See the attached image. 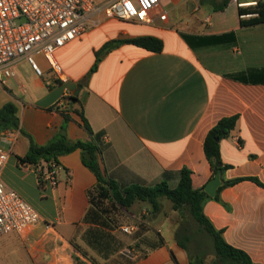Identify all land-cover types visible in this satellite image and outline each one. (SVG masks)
<instances>
[{
	"label": "crops",
	"instance_id": "1",
	"mask_svg": "<svg viewBox=\"0 0 264 264\" xmlns=\"http://www.w3.org/2000/svg\"><path fill=\"white\" fill-rule=\"evenodd\" d=\"M256 1L160 0L149 25L94 14L82 37L55 53L60 77L39 54L41 77L24 59L15 62V78L0 85L6 95L1 107L13 103L19 120L14 143L5 146L2 180L40 221L25 233L0 237V264H103L88 253L85 241L86 232L100 226L94 212L85 219L94 211L89 193L97 179L81 151L58 157L55 186L40 187L35 167L19 164L30 140L45 146L64 135L69 142H93L78 113L93 135H100L98 164L108 181L120 188L165 181L175 188L180 170L187 168L194 190L211 179L203 151L208 131L220 119L238 115L235 129L220 142L221 161L230 166L221 179L256 177L264 185V24L243 27L248 16L239 15ZM162 13L165 21L158 20ZM148 35L162 41L161 52L115 46L86 78L107 42ZM22 70L30 74L23 76ZM128 211L131 221L149 229L152 242L130 264H189L176 241L171 218L179 216L172 208L163 211L160 204L152 213L147 203L136 202ZM203 213L228 245L264 264L263 187L242 181L223 188L218 200L205 202ZM130 228L134 232L137 226Z\"/></svg>",
	"mask_w": 264,
	"mask_h": 264
},
{
	"label": "built area",
	"instance_id": "2",
	"mask_svg": "<svg viewBox=\"0 0 264 264\" xmlns=\"http://www.w3.org/2000/svg\"><path fill=\"white\" fill-rule=\"evenodd\" d=\"M159 3L160 0H104L98 7L96 0H0V85L15 78L13 67L20 59L27 61L35 75L41 77L42 71L35 61L37 54L60 77L55 53L82 37L91 16L102 11L106 18L149 25ZM158 20L165 21L166 13L159 14ZM17 134L15 129L0 132V237L25 233L40 221L37 211L2 180L9 156L5 146L11 147ZM58 169L57 163H43L35 170L38 181L55 186ZM122 230L132 233L129 227Z\"/></svg>",
	"mask_w": 264,
	"mask_h": 264
},
{
	"label": "trees",
	"instance_id": "3",
	"mask_svg": "<svg viewBox=\"0 0 264 264\" xmlns=\"http://www.w3.org/2000/svg\"><path fill=\"white\" fill-rule=\"evenodd\" d=\"M225 5L226 3L218 10H222ZM239 15L248 16L247 19L241 20V25L243 27L264 24V0H257L254 5L240 8ZM121 44L133 45L151 53L161 52L163 48V43L159 38L149 35L107 42L96 54V61L86 78L96 70L102 55L109 52L113 47ZM69 101L76 102L77 97L71 96ZM16 113L17 109L13 103H6L0 108V132L19 129V120ZM78 115L81 118L82 127L93 136V142H69L64 135H58L45 146H37L30 140L29 150L19 162L33 166L36 170L41 167L42 163L54 162L58 164V157L79 149L81 151L83 164L94 173L97 179L96 185L89 193L90 204L94 208V211H88L85 216L86 220L91 216V213L94 212L92 215L95 217L96 224H99L101 221L100 219L105 218L103 224L108 226V221L105 217L106 212L101 208L102 200L105 198L111 197L115 204L125 209H129L136 202H145L150 206L152 213L158 212L161 204L160 200L166 199L171 203L172 210L178 213L179 218L182 216L184 208H189L196 222H198L211 236L214 252L218 260L227 264H254L246 253L228 245L222 238L221 231L215 230L210 221L206 218L203 213V206L205 202L211 198L207 196L203 188L196 190L192 188V172L187 168L180 170L179 180L175 188H170L165 181H161L151 187L131 186L127 188H120L116 183L108 181L102 175L98 164V155L101 148L100 135H93L82 113H78ZM238 118V115H233L220 119L208 131L204 139L203 151L211 169V179L218 171L222 174L225 170L230 168V166L223 164L221 161L220 142L230 136L231 132L235 129ZM242 181H250L264 188V185L256 177H242L232 180H224L222 178L223 184L218 189L213 199L218 200L219 193L223 188L234 186ZM38 182L40 187L45 186L43 181L39 180ZM100 224H102V222ZM175 234L178 245L186 250L179 240V231L176 230ZM94 236L98 238L96 233ZM158 244H162L161 239H158ZM83 254L85 255V253ZM130 262L131 260L127 263L130 264ZM189 264L204 263L198 259H189Z\"/></svg>",
	"mask_w": 264,
	"mask_h": 264
},
{
	"label": "rangeland",
	"instance_id": "4",
	"mask_svg": "<svg viewBox=\"0 0 264 264\" xmlns=\"http://www.w3.org/2000/svg\"><path fill=\"white\" fill-rule=\"evenodd\" d=\"M96 3L100 7L104 0H96ZM96 15L105 17L102 11L96 13ZM101 28H106V24L102 25ZM35 61L37 62L36 59ZM21 74L28 76L30 73L27 70H22ZM1 86L0 107L2 104L1 100L6 97ZM160 203L163 211L171 209V203L166 199H161ZM101 208L106 212L105 217L107 218L108 226L103 224L105 218H102L103 220L100 219L101 221L99 222V228H91L85 234V241L88 243L87 251L90 255L95 256V259L100 260L103 264H115L116 262L123 264L125 260H131L140 255L144 248L152 243L148 240L149 229L142 224L131 221V214L128 209L115 204L111 197L102 200ZM136 212L141 213L143 211L137 210ZM174 213L178 215L177 212ZM171 221L179 231V240L184 245L189 259H198L204 264H227L218 260L214 252L211 236L196 222L189 208H184L182 216L180 218L175 216L171 218ZM101 222L102 224H100ZM130 226H137V229L130 234L123 232L122 228H130ZM154 230L156 231L157 228L154 227ZM163 230L162 237H166L165 227H163ZM95 233L98 238L94 236ZM154 236L157 238L155 234Z\"/></svg>",
	"mask_w": 264,
	"mask_h": 264
},
{
	"label": "water",
	"instance_id": "5",
	"mask_svg": "<svg viewBox=\"0 0 264 264\" xmlns=\"http://www.w3.org/2000/svg\"><path fill=\"white\" fill-rule=\"evenodd\" d=\"M78 92L79 90H77L74 96H77ZM62 134H65L64 131L62 132ZM222 184L221 172L218 171L215 176L206 183V185L203 187V191L207 194L208 197L214 198Z\"/></svg>",
	"mask_w": 264,
	"mask_h": 264
}]
</instances>
